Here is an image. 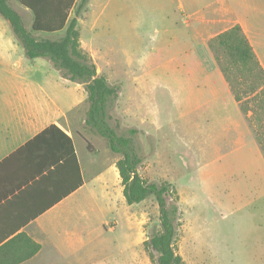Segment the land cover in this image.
I'll return each instance as SVG.
<instances>
[{"label":"crops","instance_id":"obj_1","mask_svg":"<svg viewBox=\"0 0 264 264\" xmlns=\"http://www.w3.org/2000/svg\"><path fill=\"white\" fill-rule=\"evenodd\" d=\"M143 1L158 13L151 15V39L142 52L141 70L185 76L188 90L201 93L204 86L214 100L224 92L233 95L208 42L237 24L264 67V0ZM25 12L32 14L33 26L32 11ZM6 22L0 19V264L108 261L116 254L102 253L117 243L112 236L121 224L127 225L123 250L134 249L141 242L142 213L135 207L138 203L126 202L117 165L120 155L107 143L106 166L96 171L84 168L77 138L86 141L80 128L87 126L90 104L73 99L63 106L60 95L68 88L61 87V77L46 83L38 58L26 56ZM98 72L102 74L99 68ZM133 91L140 98L146 89L135 86ZM52 125L70 140L56 129L39 137ZM97 150L93 153H102Z\"/></svg>","mask_w":264,"mask_h":264},{"label":"rangeland","instance_id":"obj_2","mask_svg":"<svg viewBox=\"0 0 264 264\" xmlns=\"http://www.w3.org/2000/svg\"><path fill=\"white\" fill-rule=\"evenodd\" d=\"M10 2L23 11L31 30L32 14L25 12L19 0ZM143 2L89 0L79 18L82 48L94 57L109 82L124 91L108 108L109 122L120 135L132 136L130 130L138 128L133 137L144 157L141 174L157 183L167 180L177 188L182 211L178 248L186 264H264V153L231 92L214 100L204 86L201 93L196 88L188 90L185 76L141 70L142 52L149 49L151 39V15L158 13ZM138 23L143 26L135 29ZM33 33L57 39L65 30ZM11 34L16 37L13 30ZM37 62L45 71L46 83L60 76L61 87L68 88L60 95L63 106L73 99L88 101L85 90L67 83L49 59L39 57ZM135 86L146 89L139 93L142 97H134ZM80 130L102 151H88L87 142L78 137L84 168L105 167L107 139L90 126ZM138 206L143 220L141 242L124 251L127 225L121 224L112 236L117 243L102 253L116 257L98 264H155L143 242L159 226V206L154 196Z\"/></svg>","mask_w":264,"mask_h":264},{"label":"trees","instance_id":"obj_3","mask_svg":"<svg viewBox=\"0 0 264 264\" xmlns=\"http://www.w3.org/2000/svg\"><path fill=\"white\" fill-rule=\"evenodd\" d=\"M19 1L34 15L31 30L10 0H0V14L9 21L28 58H47L63 78L83 85L90 104L86 125L107 139L112 152L121 155L117 165L126 202L134 204L150 196L156 198L159 226L143 242L144 249L155 264H186L178 248L182 211L177 188L167 180L157 183L144 177L140 172L144 157L138 152L133 137L138 130L131 129L132 136L120 135L109 122L108 108L119 98L120 87L112 85L106 76L98 72L93 57L82 48L79 18L89 0H79L78 4V0ZM76 4L75 15L70 18V11ZM62 30H65V34L57 39L38 38L33 33ZM208 45L264 153V67L248 36L237 24L211 38ZM53 129L63 132L52 125L39 137ZM85 140L90 151L98 152L86 137ZM78 173L80 175L79 168ZM82 183L80 180L79 184ZM38 249L39 246L36 251Z\"/></svg>","mask_w":264,"mask_h":264}]
</instances>
